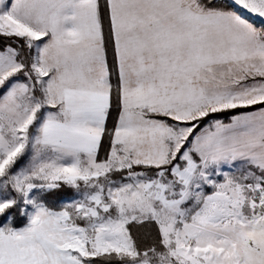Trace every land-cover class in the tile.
Returning <instances> with one entry per match:
<instances>
[{"label":"snow or ice","instance_id":"6c2138e0","mask_svg":"<svg viewBox=\"0 0 264 264\" xmlns=\"http://www.w3.org/2000/svg\"><path fill=\"white\" fill-rule=\"evenodd\" d=\"M0 264H264V0H0Z\"/></svg>","mask_w":264,"mask_h":264}]
</instances>
